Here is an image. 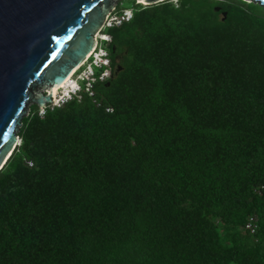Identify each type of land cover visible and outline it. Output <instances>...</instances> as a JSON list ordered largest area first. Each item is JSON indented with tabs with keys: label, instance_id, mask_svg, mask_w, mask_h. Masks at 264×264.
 <instances>
[{
	"label": "trees",
	"instance_id": "16d2710c",
	"mask_svg": "<svg viewBox=\"0 0 264 264\" xmlns=\"http://www.w3.org/2000/svg\"><path fill=\"white\" fill-rule=\"evenodd\" d=\"M135 2L109 31L104 107L23 119L0 170V264H264V12Z\"/></svg>",
	"mask_w": 264,
	"mask_h": 264
},
{
	"label": "water",
	"instance_id": "95a60500",
	"mask_svg": "<svg viewBox=\"0 0 264 264\" xmlns=\"http://www.w3.org/2000/svg\"><path fill=\"white\" fill-rule=\"evenodd\" d=\"M250 1L264 10V0ZM114 6L115 0H0V170L21 143L31 106L52 102L53 89L93 50Z\"/></svg>",
	"mask_w": 264,
	"mask_h": 264
},
{
	"label": "built area",
	"instance_id": "2783aa9c",
	"mask_svg": "<svg viewBox=\"0 0 264 264\" xmlns=\"http://www.w3.org/2000/svg\"><path fill=\"white\" fill-rule=\"evenodd\" d=\"M140 3L144 4L141 1ZM134 11V6L119 8L118 5H115L111 9L94 36L93 50L78 67L73 69L64 83L57 87V91L53 89L52 102L39 108L38 115L41 118H44L48 111L63 108L73 101L81 102L84 97L90 98L97 108L104 107V99L98 96L95 87L108 82L113 76L110 52L113 37L109 31L130 22L133 19ZM44 93L49 94L50 92L45 90ZM105 110L108 113L113 112V108L110 106H105ZM255 191L259 193L258 189ZM244 229L253 236L257 234L259 229L257 213L249 215Z\"/></svg>",
	"mask_w": 264,
	"mask_h": 264
},
{
	"label": "rangeland",
	"instance_id": "374dc122",
	"mask_svg": "<svg viewBox=\"0 0 264 264\" xmlns=\"http://www.w3.org/2000/svg\"><path fill=\"white\" fill-rule=\"evenodd\" d=\"M137 2L135 3H140L141 0H136ZM173 1L174 3H177L179 0H170ZM245 2H247V4H256L257 3L250 1V0H244ZM115 5H118L119 8H129V7H133V0H115ZM145 5V4H143ZM262 11L264 12V10L262 9ZM38 92V91H37Z\"/></svg>",
	"mask_w": 264,
	"mask_h": 264
},
{
	"label": "bare ground",
	"instance_id": "6f19581e",
	"mask_svg": "<svg viewBox=\"0 0 264 264\" xmlns=\"http://www.w3.org/2000/svg\"><path fill=\"white\" fill-rule=\"evenodd\" d=\"M64 87H65V86H64ZM57 89H58L57 87H56V88H54V91H57ZM19 142H20V141H19Z\"/></svg>",
	"mask_w": 264,
	"mask_h": 264
}]
</instances>
